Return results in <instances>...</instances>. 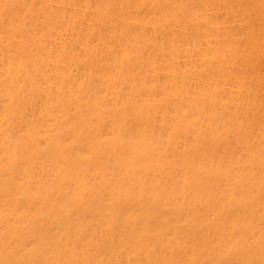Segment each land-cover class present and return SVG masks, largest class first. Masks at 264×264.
Returning a JSON list of instances; mask_svg holds the SVG:
<instances>
[{"label":"rangeland","instance_id":"obj_1","mask_svg":"<svg viewBox=\"0 0 264 264\" xmlns=\"http://www.w3.org/2000/svg\"><path fill=\"white\" fill-rule=\"evenodd\" d=\"M235 1L237 2L238 0L232 2L231 0H0V56L3 54V57L5 56L7 59L5 61V58H0V62L3 59V63H7V61H12L14 57L17 63L22 64H18L17 67L15 62L13 66H16V69H24V67L27 70L28 68L30 69V76L28 71L23 74L24 71L22 69L19 70L20 72L15 69L20 74L21 81L24 80L21 83L24 84L25 80L30 81L26 82L27 85L33 83L31 87L29 86L30 84L25 87L24 85H10L9 82V86L17 87V94L18 92L21 93L20 95H15V91L11 92L14 88H10L8 85L7 87L3 86V80L6 79L7 81L6 70H4L7 64L5 63L6 65L4 66L3 63H0L4 66L2 67L3 70L0 68V76L3 78V80L0 78V113H4L7 116V112H9V115L14 112L12 115H19L22 123L26 116V119L31 118L30 120H32L34 118V121L35 117L32 114L34 115L36 110L39 112L40 109V112L37 113L40 116V120L35 115L37 116L36 123L37 120L40 121L38 123H41V121L51 119L55 123H51L50 121L49 123L53 125L50 126L57 129L55 135V129H48L50 127L48 126V121L46 122L47 124L44 122L45 126H41L43 123L41 125L37 123V125L34 123L35 121L29 126L28 123L32 121L30 122L27 119L23 123L25 124L24 126L20 124L24 129L21 127L23 129L21 130L22 134L20 132L21 135L18 134L19 136L17 135V137L19 138L23 135L28 137L30 139V141L28 138L26 139L28 145L25 143L24 136L23 138L21 137L22 139L19 141L23 143L24 140V146L22 147V144L20 143V145L17 142L16 151L12 150L15 153L14 160L10 159V161L6 157L4 159L5 155L0 151V164L2 162V165H0V179L1 173L3 174L2 179L4 178L3 181L1 179L3 182H0L1 185L13 182L11 183L13 186L14 180L12 181V179L15 177V180L19 182H15L18 183L16 184L18 188L19 185L22 187L24 184L25 186L26 180V186L30 182H33L31 183L32 185L30 184L32 187L28 186L30 188L27 191L26 186V189L22 187L25 190L24 193H30L28 200L25 198V201L23 198L22 202H17L16 199L21 193V197L27 194H23L24 190L21 187L20 189L16 188L14 184L13 187L17 191L22 190L20 194H15L14 198L16 199L13 198L14 202L17 203L13 204V206L10 203L5 205V207L0 206L2 214L3 210L4 212L6 211L2 217L3 222H1L4 223V226L0 227V231L5 229L11 230L8 233L5 230L3 237L0 234V246H2L0 249V264H264V30H262V27L264 28V0H256L258 3L262 2L261 4L259 3L261 6L255 2L256 5L254 0H242V3L241 0L237 3ZM249 1L250 3H248ZM243 2H246V5L244 3L245 7ZM237 6L240 7L238 8ZM246 12L252 15L249 16ZM202 14L203 16L206 15L204 18L206 17V20L210 22L198 16H202ZM239 16L242 21L239 19ZM247 17L249 18L248 20ZM200 18L207 23H204ZM194 20L198 23L199 21H203L201 22L202 26L200 23H194ZM252 22L258 24L254 25ZM228 30L233 32L235 30V32L234 34H229L231 31ZM208 31L212 36L209 35ZM220 32L222 34L224 32L226 35H222ZM201 33L204 34L202 35ZM194 36L196 37L195 39H193ZM212 39L215 41V44ZM230 42L234 43L233 47V43L231 44ZM203 43H206L205 46L207 47ZM260 43H263V46L260 47L262 45ZM59 44L60 47H58ZM240 44L244 47H241ZM170 47H173L171 52ZM176 47H179L180 50ZM245 47H250L251 49H246ZM255 47L260 48H258V52H255L257 49ZM60 48L63 50H60ZM198 50L200 55L196 54L197 56H195ZM61 55L64 56L61 57L62 60H65L66 55L67 61H72L68 63L66 60H63L64 62H62L60 60ZM256 55L257 57L260 56L256 59ZM201 58L203 59V63L201 62ZM225 58L230 63L228 62L227 64V59L225 60ZM258 59L261 60L259 61ZM74 60L79 65L74 64ZM252 60H254V64ZM192 62L196 64L194 65ZM67 63L70 65L68 69ZM56 66L63 67L64 69L57 67L60 71L62 70L59 72V70H56ZM50 67H54L55 69L51 70L52 68ZM239 67L241 68L239 69ZM79 68L83 74H81L82 72ZM235 68L239 70L237 71ZM68 70L70 71L67 75L66 72ZM188 70L191 71L187 72ZM240 70L246 73L249 71V74L247 75ZM72 71L73 73H70ZM250 71H255L256 75ZM59 73L63 75L61 76ZM250 74L251 76H249ZM3 75L6 77L4 78ZM261 76L263 77L261 78ZM24 77H27V79H23ZM70 77L73 78L72 82ZM32 78H38L36 81L39 86L36 84L35 79ZM203 78L206 79L204 80ZM235 78L237 83L235 82ZM77 79L80 81L77 82ZM231 79L234 82H231ZM51 80L52 82L55 81L57 87L52 88L56 85H53L54 83L50 84ZM69 83L70 85H66ZM73 83L76 84L75 86L78 85L76 90H80L85 86L82 89L84 92L81 91V94V92L73 90L76 88ZM206 83H209V86ZM220 83L224 87L222 85L218 86ZM204 84L209 89H206L208 87ZM230 84L233 89L229 87ZM233 84L238 87V91L235 90ZM252 84L254 87H252ZM255 84L260 87H256ZM46 85L48 88L45 87ZM48 85L50 89L52 88L50 91L53 90V94L47 91L49 89ZM169 85L172 86V92L167 88V86L170 88ZM242 85L248 87H245V90H242L243 92L239 90L240 87H244ZM40 86L44 88L41 89ZM70 86L75 91V97L70 95L71 93L74 95L73 91H69V96L64 95V92H68ZM212 86L214 87L212 88ZM22 87L29 90L21 89ZM61 87L63 90L66 87L68 89L64 92L63 90L61 92L57 91ZM36 88L38 91L40 89L45 91L47 88L46 91L48 93L46 91L45 93L39 91L44 98L40 97L41 94L36 93ZM31 89L35 91H31ZM55 89L56 91H54ZM224 89L225 92H223ZM249 89L250 91L254 89L253 92L257 96L251 93L252 91L249 92ZM174 91L175 93H179V95L177 93L173 94ZM219 91L222 93L223 98L220 97L221 99L216 100L215 95L218 94V98ZM33 92L34 94H32ZM232 92L234 95H232ZM8 93L10 95L13 94L11 95V99ZM170 93L174 96H171ZM214 93L216 94L212 95ZM226 93L228 94L226 95ZM53 95L56 97L62 95L61 99L63 98V100L53 97ZM259 95L260 98H258ZM63 96H66L67 100ZM45 97H48V100H50L49 97L53 98L51 100L54 102L48 101V105L45 103L47 101L44 102L46 100ZM248 97L249 100L246 99ZM250 97H252V100ZM35 99L38 102H32ZM256 99H259V102H256ZM39 100H42L44 104ZM73 100L78 102H74ZM220 100L223 101L220 102ZM16 101L18 102L16 104L19 105H10L15 104ZM59 101L67 109L63 105L60 106ZM242 101V105L239 104ZM253 102L257 103V107L254 106L256 104ZM32 103H38L39 107L37 106V108L32 109ZM145 103L153 105L150 106ZM245 103L249 111L245 110L247 107H244V109L241 107L243 104L246 106ZM52 104L54 105L52 106ZM140 104H142L143 108L141 107L139 110ZM235 104L239 106L235 107ZM45 105H48L47 107L52 109L49 108L44 111ZM14 106L16 107L12 111V107ZM147 106L149 107L147 108ZM228 106H230V109ZM9 107L11 108L10 110ZM54 107L57 108L56 112H62V116L64 117L57 114L55 110L51 112L55 109ZM251 107H255V110ZM212 108L216 113L212 111ZM259 108L263 112L255 113L256 110L260 112L258 111ZM145 109L147 110L145 111ZM148 109L150 110L148 111ZM210 109L212 112H210ZM65 110L67 111L65 112ZM230 110L235 111L231 112ZM18 111L19 113H17ZM25 111L26 113H23ZM41 111L45 113L47 111L48 113L42 117L44 112L41 113ZM28 112L31 117L27 115L29 114ZM20 113L23 114L20 115ZM53 113H56L57 116L54 117ZM104 113L106 117H104ZM145 113L148 115H145ZM153 114L156 115L154 116ZM22 116L25 117L22 118ZM153 116L155 119L152 118ZM41 118H44V120ZM60 118L61 123H57ZM150 118L151 120L154 119V122L156 120L155 126L154 122L152 123L151 120H148ZM146 120L147 122H145ZM55 124H60V127L57 126L59 127L57 128ZM144 125L147 128H151V126L155 128L151 129V132L149 131L150 129L147 130L146 128L145 133L143 129L144 132L141 130V127L145 128ZM28 127L31 130L34 127L35 130L29 131ZM27 130L31 135L36 133V136L32 135L30 137ZM47 130L50 132H47ZM127 130L131 131L128 133ZM57 131H60V133ZM139 131L140 133H138ZM147 131L149 132L147 133ZM130 134L132 136L141 134L139 135L140 137L137 136L139 139L148 134V138L145 137L146 141L143 139L144 141L139 142L137 137H135L136 139L132 137L135 141L131 142L133 139L129 136ZM43 137L44 139L42 140ZM128 141L131 142L130 148L133 146L137 148L133 147L134 157H140L144 165L140 164L142 166L138 167V163L141 160L133 157L132 148L131 154L128 151L127 153L129 154H121L123 150L120 151V149H123L125 146L128 147ZM34 142H37L35 147L33 145ZM143 143L145 144L144 146ZM135 144L138 145L136 146ZM140 145L144 147L143 149L141 146L144 152L146 150L147 155L143 153ZM36 147L37 151L40 148V152L36 151ZM127 150H129V147ZM125 151L126 148L123 152ZM44 153L49 154L46 155ZM142 153L145 156L142 157ZM38 155L40 156L38 157ZM124 155H127V157L130 155L128 158H133L134 160L131 159V161L135 162V166L136 163L138 165L135 168H139V170L132 169L134 171H131V177L128 174L126 175V173L130 172L128 169H131L133 164H129L131 162H129L130 159L125 158ZM117 156H120V160L121 157H124V159H127L125 161L129 162L126 163L128 169L125 168L127 172L122 170L126 165L121 164L125 163L123 162L124 160L120 162L121 167L117 166V163L120 161H118ZM51 157L54 159L52 158L53 160L50 162ZM115 157L118 162H116ZM147 157H149L148 160ZM74 158L80 160H75ZM84 158L87 160H84ZM18 159L20 163L17 161ZM23 159L25 160L24 162ZM37 161L39 163H36ZM83 161H86L87 164ZM54 162H56V165ZM115 162L117 168L114 165ZM37 164L39 165L36 166ZM155 164L159 165L160 168H158L159 166L156 167ZM112 165L113 167H111ZM129 165H131L130 168L128 167ZM146 165L150 170L148 169L149 171L145 173V170L143 171L141 167L144 166L146 168ZM12 166L13 169H15L14 167L17 169L13 171ZM74 166L76 167L74 168ZM28 167L31 169H28ZM72 167L77 170L78 176L80 169L84 171L85 174H82L83 171L81 172V179L80 177L78 179L76 174L73 175V171L77 172L76 170L72 171ZM18 168H22V170H19L21 171L20 173H18ZM64 168H66V172L62 174ZM11 171L13 173L17 172V174L14 173L15 177L11 176ZM103 172L106 173L105 176ZM138 172L140 173L139 175L137 174ZM43 173L46 176V173L50 174V176L48 175L49 181ZM60 173L61 178L63 176L61 181L62 183L64 181V186L68 190L75 188L72 190L76 193L74 195H77L72 198V194H70L71 196L68 194L69 196L67 197H71L72 199L66 198L67 202L70 200L69 203L65 202L67 205L64 203L65 200H59L63 198L57 196L60 193L56 192V188H49L51 180L57 177V174L60 175ZM86 173L92 177L89 176L87 179L88 175ZM135 173L138 175V179ZM27 176H29L30 182L26 178ZM33 176H35V179ZM39 176L41 180L44 176V181L45 179L46 182L48 181V187L43 184L45 182L42 183L45 189L42 188L41 184L39 185V182L42 181L36 182L40 180ZM74 176L78 180H82V177L85 179L83 178L82 182H76ZM61 178L57 179L60 180ZM31 179L37 180L31 181ZM132 179L136 180L133 181ZM54 180L56 179L54 178ZM68 181L72 184L74 183V185L71 187L69 183L67 186ZM75 183H78V187ZM81 183L84 186L86 183L89 185L91 183V185L84 187ZM80 185L83 186L80 188L84 190L76 189ZM76 190L78 192L79 190L81 191L77 194ZM71 191L70 193H72ZM33 193H36L35 196ZM32 195L36 197V199H33V202L31 201L32 198H30ZM21 197L18 199L20 200ZM102 197L103 199H101ZM152 197L153 199H151ZM49 198L51 199L48 200ZM47 200H53V202L55 200V202L52 204L53 202H47ZM92 202H95V204ZM47 203L48 206L46 205ZM71 203H74V206H71ZM76 206L77 209L75 208ZM66 207L68 208L66 209ZM187 207L188 209L186 210ZM17 209L19 210L17 211ZM10 212L17 216L14 214L10 216ZM8 218L11 221L7 220ZM13 220H16V222L13 223ZM11 222L17 226H13ZM9 224L16 228V234L13 230L14 228L10 229ZM9 233H11L12 238L5 239L7 235L10 236ZM30 240L31 242L27 243ZM23 241L24 244L22 243ZM15 246L18 248L14 250ZM5 250H7L8 254L4 252ZM10 255L11 257L14 256V259L13 257L10 258ZM41 255L42 258L40 257ZM25 256L26 258H24Z\"/></svg>","mask_w":264,"mask_h":264},{"label":"bare ground","instance_id":"obj_2","mask_svg":"<svg viewBox=\"0 0 264 264\" xmlns=\"http://www.w3.org/2000/svg\"><path fill=\"white\" fill-rule=\"evenodd\" d=\"M156 1H157V0H156ZM199 1H200V0H199ZM202 1H204V0H202ZM217 1H218V0H217ZM232 1H234V0H231V2H232ZM238 1H239V0H238ZM238 1H237V2H238ZM259 1H260V0H259ZM261 1H263V0H261ZM222 2H224V1H222ZM225 2H226V1H225ZM227 2H228V1H227ZM235 2H236V1H235ZM237 2H236V3H237ZM255 2H257V1L254 0V3H255ZM233 3H234V2H233ZM241 3H242V0H241ZM244 3H245V5H246V2H243V5H244ZM248 3H250V1H249ZM252 3H253V2H252ZM252 3H251V5H252ZM259 3H260V2H259ZM259 3L257 2L258 5H260L262 2H261L260 4H259ZM263 3H264V2H263ZM108 4H109V3H108ZM201 4H202V2H201ZM229 4H230V3H229ZM255 4H256V3H255ZM257 4H256V5H257ZM44 5H45V4H44ZM44 5H43V7H44ZM105 5H106V4H105ZM219 5H220V4H219ZM245 5H244V7H245ZM263 5H264V4H263ZM199 6L201 7V5H199ZM227 6H228V5H227ZM240 6H242V5L240 4ZM240 6H239V7H240ZM247 6H249V5H247ZM260 6H261V5H260ZM224 7H225V6H224ZM233 7H234V6H233ZM237 7H238V6H237ZM239 7H238V8H239ZM257 7H258V6H257ZM262 7H263V6H262ZM193 8H194V7H193ZM205 8H206V7H205ZM235 8H236V5H235ZM252 8H253V7H252ZM260 8H261V7H260ZM21 9H22V8H21ZM225 9H226V8H225ZM41 10H42V9H41ZM205 10H206V9H205ZM207 10H208V9H207ZM236 10H238V9H236ZM247 10H248V9H247ZM255 10H257V9H255ZM194 11H195V9H194ZM201 11H202V10H201ZM240 11H241V10H240ZM251 11H252V10H251ZM236 12L238 13V11H236ZM236 12H235V13H236ZM249 12H250V11H249ZM249 12H246V13H247L249 16L252 15V14H249ZM259 12H260V11H259ZM99 13H100V12H99ZM199 13H200V12H199ZM242 13H243V11H242ZM246 13H245V14H246ZM262 13H263V12H262ZM91 14H92V13H91ZM31 15H32V14H31ZM88 15H89V14H88ZM105 15H106V14H105ZM192 15H193V14H192ZM229 15H230V14H229ZM242 15H243V14H242ZM258 15H259V13H258ZM194 16H195V14H194ZM196 16H197V15H196ZM198 16L204 18V16H206V15L203 16V14H202V16H200V15H198ZM198 16H197V18H198ZM197 18H195V19H197ZM256 18H257V17H256ZM260 18H261V14H260ZM200 19H201V18H200ZM204 19L206 20V17H205ZM239 19L241 20L240 16H239ZM248 19H249V18L247 17V20H248ZM201 20H203V19H201ZM226 20H227V19H226ZM229 20H230V19H229ZM247 20H246V21H247ZM261 20H262V19H261ZM261 20H260V21H261ZM194 21H195L194 23H196V24H199V23H200L201 26H202V23H201V22H203L204 20L201 21V22L199 21V23L196 22V20H194ZM206 21H209V20H206ZM206 21H204V23H205ZM241 21H242V20H241ZM255 21H256V20H255ZM263 21H264V20H263ZM209 22H210V21H209ZM238 22H239V21H238ZM206 23H207V22H206ZM212 23H213V22H212ZM220 23L223 24L222 22H220ZM239 23H240V22H239ZM252 23H253L254 25H257V24H258V23L255 24L254 22H252ZM252 23H251V24H252ZM214 24H215V23H214ZM224 24H225V23H224ZM259 24H260V23H259ZM191 25H192V24H191ZM203 25H204V24H203ZM210 25H212V24H210ZM231 25H232V23H231ZM260 25H261V24H260ZM205 26H206V25H205ZM205 26H204V27H205ZM212 27H213V26H212ZM255 27H256V26H255ZM261 27H262V26H261ZM261 27H260V30H261ZM188 28H189V27H188ZM201 28H202V27H201ZM250 28H251V27H250ZM204 29L206 30V28H204ZM204 29H203V30H204ZM213 29H214V28H213ZM216 29H217V28H216ZM216 29H215V31H216ZM218 29H219V28H218ZM248 29H249V28H248ZM12 30H13V28H12ZM220 30H221V29H220ZM220 30H219V31H220ZM232 30H233V29H232ZM245 30H247V29H245ZM262 30H264L263 27H262ZM262 30H261V31H262ZM206 31H207V30H206ZM228 31H231V30H228ZM232 32H233V31H231V33H229V32H228V33H229V34H234L235 30H234L233 33H232ZM186 33H187V32H186ZM195 33H196V32H195ZM198 33H200V32H198ZM208 33H209V31H208ZM220 33L222 34V32H220ZM226 33H227V32H226ZM245 33H247V31H245ZM263 33H264V31H263ZM201 34H202V33H201ZM201 34H200V35H201ZM203 34H204V33H203ZM203 34H202V35H203ZM223 34H224V32H223ZM223 34H222V35H223ZM229 34H228V35H229ZM236 34H237V33H236ZM16 35H17V34H16ZM16 35H15V36H16ZM188 35H189V34H188ZM209 35L212 36L211 33H209ZM209 35H208V36H209ZM224 35H226V34H224ZM239 35H240V34H239ZM138 36H139V35H138ZM195 36H196V34H195ZM195 36H194L193 39L196 38ZM213 36H214V35H213ZM219 36H220V35H219ZM231 36H232V35H231ZM231 36H230V37H231ZM236 36H238V35H236ZM241 36H242V35H241ZM262 36H263V35H262ZM192 37H193V36H192ZM204 37H205V36H204ZM221 37H222V36H221ZM232 37L235 38L234 36H232ZM197 38H199V37H197ZM202 38H203V37H202ZM211 38H212V37H211ZM225 38H226V37H225ZM240 38H241V37H240ZM252 38H254V37L252 36ZM256 38H257V36H256ZM263 38H264V36H263ZM203 39H204V38H203ZM206 39H207V38H206ZM213 39H215V38H213ZM213 39H212V41H213ZM242 39H243V38H242ZM188 40H189V39H188ZM198 40H199V39H198ZM200 40H202V39H200ZM204 40H205V39H204ZM209 40H210V39H209ZM223 40H224V39H223ZM228 40H229V39H228ZM237 40H238V39H237ZM245 40H246V39H245ZM261 40H262V39H261ZM196 41H197V39H196ZM225 41H226V40H225ZM225 41H224V43H225ZM229 41H230V40H229ZM243 41H244V40H243ZM39 42H40V41H39ZM191 42H193V41H191ZM197 42H199V41H197ZM205 42H206V41H205ZM208 42H209V41H208ZM210 42H211V41H210ZM213 42H214V44H215V41H213ZM226 42H227V41H226ZM194 43H196V42L194 41ZM199 43H200V42H199ZM222 43H223V42H222ZM230 43L232 44L233 42H230ZM237 43H240V42H237ZM244 43H245V42H244ZM250 43H251V42H250ZM250 43H249V44H250ZM60 44H61V43H60ZM60 44H59L58 47H60ZM175 44H176V42H175ZM175 44H174V45H175ZM177 44H178V43H177ZM187 44H188V43H187ZM201 44H202V42H201ZM205 44H206V43H205ZM205 44L203 43L204 46H205ZM209 44H210V43H209ZM247 44H248V43H247ZM260 44H262V45H260V47L263 46V43H260ZM61 45H62V44H61ZM169 45H170V44H169ZM172 45H173V42H172ZM194 45H195V44H194ZM194 45H193V46H194ZM233 45H234V43L232 44V47H233ZM235 45H236V43H235ZM252 45H254V44H252ZM256 45H257V44H256ZM39 46H40V45H39ZM63 46H64V45H63ZM170 46H171V45H170ZM178 46H179V44H178ZM185 46H186V44H185ZM197 46H198V44H197ZM209 46H210V45H209ZM240 46H241V44H240ZM254 46H255V45H254ZM183 47H184V46H183ZM199 47H200V44H199ZM199 47H198V48H199ZM205 47H207V46H205ZM214 47H215V46H214ZM236 47H237V46H236ZM241 47H244V46L242 45ZM251 47H252V46H251ZM39 48H40V47H39ZM140 48H141V47H140ZM170 48H171V50H170V52H171L172 49H173V47H170ZM176 48H179V47H176ZM188 48H189V47H188ZM191 48H193V47H191ZM196 48H197V47H196ZM245 48L247 49L248 47H245ZM252 48H254V47H252ZM255 48H257L255 52H258V48H259V47H255ZM61 49H62V48H60V50H61ZM228 49H229V48H228ZM239 49H240V48H239ZM248 49H251V48L249 47ZM259 49H260V48H259ZM62 50H63V49H62ZM179 50H180V48H179ZM194 50H195V48H194ZM203 50H204V49H203ZM217 50H218V49H217ZM261 50H262V49H261ZM42 51H43V50H42ZM195 51H196V50H195ZM237 51H238V50H237ZM239 51H241V50H239ZM33 52H34V51H33ZM62 52H63V51H62ZM62 52H61V53H62ZM174 52H175V51H174ZM193 52H194V51H193ZM246 52H247V51H246ZM246 52H245V54H247ZM250 52H252V51H250ZM253 52H254V51H253ZM255 52H254V53H255ZM5 53H6V52H5ZM177 53H178V52H177ZM199 53H200V52H199V50H198V53H195V56H197ZM225 53H226V52H225ZM241 53H242V52H241ZM260 53H261V52H260ZM175 54H176V53H175ZM196 54H197V55H196ZM211 54H212V52H211ZM211 54H210V55H211ZM229 54H230V53H229ZM233 54H234V53H233ZM243 54H244V53H243ZM173 55H174V53H173ZM199 55H200V54H199ZM210 55H208V56H210ZM230 55H231V54H230ZM240 55H241V54H240ZM1 56H2V57H1ZM1 56H0V58H5V56L3 57V54H2ZM6 56H7V55H6ZM10 56L12 57V55H10ZM205 56H206V55H205ZM236 56H237V55H236ZM259 56H260V55H259ZM259 56H258V57H259ZM11 57H10V58H11ZM37 57H38V55H37ZM61 57H64V56H62V55L60 56V60H61L62 62H64L65 60H66V61L68 60V59L66 58V55H65V60L63 59L64 61L62 60ZM180 57H181V56H180ZM198 57H199V56H198ZM211 57H212V56H211ZM211 57H210V58H211ZM221 57L223 58V56H221ZM247 57H248V56H247ZM258 57H257V55H256V59H257ZM8 58H9V55H8ZM182 58H183V57H182ZM234 58H235V57H234ZM11 59H12V58H11ZM11 59H10V60H11ZM16 59H17V58H16ZM69 59H70V58H69ZM201 59H202V58H201ZM226 59H227V58H225V60H226ZM235 59H236V58H235ZM239 59H240V58H239ZM256 59H255V61H257ZM1 60H2V61H1L0 63H3V59H1ZM4 60L6 61L7 59L5 58ZM13 60H14V62H13ZM17 60H18V59H17ZM222 60H223V59H222ZM258 60H259V59H258ZM260 60H261V59H260ZM260 60H259V61H260ZM52 61H54V60H52ZM52 61H51V62H52ZM71 61H72V60H70L69 62L67 61V62L70 63ZM76 61H77V59H76ZM202 61H203V59L201 60V62H202ZM230 61H231V60H230ZM240 61H241V59H240ZM253 61H254V60H252V62H253ZM259 61H258V62H259ZM263 61H264V60H263ZM15 62H16V60H15L14 57H13L12 61H7V63L5 62L7 65H6L5 63H3L4 66L6 65L5 67L2 66V64H0V65H1V67H0L1 69H2V67L6 68V69H4V70H6L5 72H6L7 77L4 76V75H3V76H4V78L6 77V78H7V81H8V83H7L6 79L3 80V78L0 76L1 80L4 81V82H3V83H4L3 86H4V87H7V85L9 86V82H10V85H12V84H14L15 86H17V85H24L25 87H27V86L30 84L29 86L31 87V86L33 85V83H32V84L29 83V84L27 85L26 82H30V81H28V80H27V81L25 80V83H24V84L21 83V82H24V80L21 81V76H20V74H18V72H20L19 70H21L22 68H21V69H18V68L16 69V66H17L18 64H19V65H22V64L17 63V62L15 63ZM46 62H47V61H46ZM51 62H50V63H51ZM54 62H55V61H54ZM59 62H60V61H59ZM193 62H194V61H193ZM193 62H192V63H193ZM228 62H229V61H228V59H227L226 63L228 64ZM238 62H239V61H238ZM250 62H251V61H250ZM250 62H249V64L252 63V62H251V63H250ZM14 63L16 64L15 67L13 66ZM52 63H53V62H52ZM55 63H56V62H55ZM55 63H54V64H55ZM65 63H66V62H65ZM68 63H67V64H68ZM73 63H74V64H78V63H75V60L73 61ZM182 63H183V62H182ZM184 63H185V62H184ZM187 63H188V62H187ZM190 63H191V62H190ZM196 63H197V61H196ZM196 63H195V64H196ZM199 63H200V60H199ZM202 63H203V62H202ZM223 63H224V62H223ZM229 63H230V62H229ZM239 63H240V62H239ZM246 63H247V62H246ZM23 64H24V63H23ZM47 64H49V63H47ZM67 64H66V65H67ZM193 64H194V63H193ZM195 64H194V65H195ZM216 64H217V63H216ZM218 64H219V63H218ZM224 64H225V63H224ZM240 64H241V63H240ZM240 64H238V65H240ZM253 64H254V62H253ZM255 64H257V63L255 62ZM63 65H65V64H63ZM71 65H72V63H71ZM78 65H79V64H78ZM189 65H191V64H189ZM214 65H215V64H214ZM23 66H24V65H23ZM26 66H27V65H26ZM50 66H51V64H50ZM61 66H62V65H61ZM68 66H69V67H68ZM68 66H67V69L70 68V65H69V64H68ZM75 66H76V65H75ZM185 66H186V64H185ZM196 66H198V65H196ZM223 66H224V65H223ZM225 66H226V65H225ZM251 66H252V64H251ZM254 66H255V65H254ZM257 66H258V64H257ZM17 67H18V66H17ZM21 67H22V66H21ZM57 67H59V66H56V68H57ZM77 67H78V66H77ZM183 67H184V65H183ZM212 67H213V66H212ZM247 67H248V66H247ZM249 67H250V66H249ZM260 67H261V66H260ZM260 67H259V68H260ZM27 68H28V66H27ZM50 68H52L51 70L55 69L54 67H50ZM59 68H60V67H59ZM59 68L56 69V70H59V72L62 71V70L60 71V69H64L63 67L60 68V69H59ZM97 68H98V67H97ZM124 68H125V67H124ZM180 68H181V67H180ZM184 68H185V67H184ZM197 68H199V67H197ZM219 68H220V66H219ZM240 68H241V67H239V69H240ZM252 68H253V66H252ZM1 69H0V70H1ZM15 69L18 70V72H17ZM147 69H148V68H147ZM162 69H163V68H162ZM185 69H186V68H185ZM191 69H192V68H191ZM215 69H216V68H215ZM229 69H230V68H229ZM239 69H238V70H239ZM244 69H245V68H244ZM244 69H243V70H244ZM2 70H3V69H2ZM22 70L24 71L23 74H25V72L28 71L29 76H30V71H29L30 69H29V68H28V70H27V69L24 67V69H22ZM25 70H26V71H25ZM65 70H66V69H65ZM79 70H80V68H79ZM199 70H200V68H199ZM222 70H223V69H222ZM231 70H232V69H231ZM235 70H237V68H235ZM238 70H237V71H238ZM250 70H251V69H250ZM252 70H253V69H252ZM256 70H257V69H256ZM256 70H255V71H256ZM259 70H260V69H259ZM66 71H67V70H66ZM66 71H65V72H66ZM69 71H70V70H68V72H66L67 75H68ZM73 71H74V70H73ZM73 71L70 72V73H73ZM76 71H77V70H76ZM76 71H75V72H76ZM80 71H81V70H80ZM189 71H191V70H188L187 72H189ZM195 71H196V70H195ZM208 71H210V70H208ZM233 71H234V70H233ZM240 71H242V70H240ZM244 71H246V70H244ZM244 71H242V72H244ZM255 71H254V72L250 71V72L255 73V75H256V72H255ZM257 71H258V70H257ZM2 72L4 73V71H2ZM54 72H55V71H54ZM81 72H82V71H81ZM247 72H248V73H246V72H244V73H246V74L248 75V74H249V71H247ZM62 73H63V72H62ZM76 73H78V72H76ZM159 73H160V72H159ZM193 73H194V71H193ZM214 73H215V72H214ZM224 73H225V72H224ZM237 73H238V72H237ZM263 73H264V71H263ZM21 74H22V72H21ZM23 74H22V75H23ZM32 74H33V72H32ZM32 74H31V76H32ZM59 74H60V73H59ZM64 74H65V73H64ZM81 74H83V72H82ZM183 74H184V73H183ZM186 74H187V73H186ZM215 74H216V73H215ZM241 74H242V73H241ZM33 75H34V74H33ZM55 75H56V74H55ZM60 75H61V74H60ZM62 75H63V74H62ZM62 75H61V76H62ZM72 75L74 76V74H72ZM78 75H79V74H78ZM84 75H85V73H84ZM187 75H188V74H187ZM187 75H186V76H187ZM191 75H192V74H191ZM195 75H196V74H195ZM207 75H208V74H207ZM222 75H223V73H222ZM228 75H229V74H228ZM234 75H235V74H234ZM252 75H253V74H252ZM261 75H262V74H261ZM24 76H25V75H24ZM186 76H185V78H186ZM188 76H189V75H188ZM198 76H199V75H198ZM202 76H204V75H202ZM224 76H225V74H224ZM236 76H237V74H236ZM242 76H243V75H242ZM249 76H251V74H250ZM32 77H34V76H32ZM37 77H38V76H37ZM52 77H53V76H52ZM66 77H67V76H66ZM75 77L78 78V79H80V78L77 77V76H75ZM205 77H206V75H205ZM211 77H212V76H211ZM222 77H223V76H222ZM229 77H230V76H229ZM229 77H228V78H229ZM238 77H239V76H238ZM240 77H241V76H240ZM252 77H254V76H252ZM262 77H263V76H261V78H262ZM25 78L27 79V77H24L23 79H25ZM57 78H59V77H57ZM70 78H71V82H72V79H73V78H72V77H70ZM70 78H69V79H70ZM85 78H86V77H85ZM206 78H207V77H206ZM206 78H205V79H206ZM246 78H247V77H246ZM259 78H260V77H259ZM261 78H260V79H261ZM32 79H35V78H32ZM36 79H38V78H36ZM36 79H35V81H36ZM78 79H77V82L80 81V80H78ZM201 79H202V78H201ZM203 79H204V78H203ZM205 79H204V80H205ZM207 79H208V78H207ZM237 79H238V78H237ZM250 79L253 81L252 78H250ZM256 79H258V78H256ZM54 80H55V79H54ZM59 80H60V78H59ZM67 80H68V79H67ZM122 80H123V79H122ZM210 80H211V79H210ZM231 80H232V79H231ZM231 80H230V81H231ZM243 80H244V77H243ZM246 80H247V79H246ZM248 80H249V79H248ZM251 80H250V81H251ZM5 81H6V82H5ZM35 81H33V82H35ZM45 81H46V80H45ZM65 81H66V80H65ZM200 81H201V80H200ZM200 81H198V82H200ZM221 81H222V80H221ZM252 81H251V82H252ZM255 81H256V80H255ZM255 81H254V82H255ZM263 81H264V79H263ZM31 82H32V81H31ZM48 82H49V81H48ZM59 82H60V81H59ZM84 82H85V81H84ZM168 82H169V81H168ZM207 82H208V81H207ZM211 82H213V81H211ZM216 82H217V81H216ZM226 82H227V81H226ZM231 82H234V80H232ZM231 82H230V83H231ZM235 82H236V78H235ZM244 82H245V81H244ZM3 83L1 82V84H3ZM6 83H7V84H6ZM49 83H50V84H51V83H54L53 85H56V84H55V81L52 82V80H51V82H49ZM61 83H62V81H61ZM86 83H87V82H86ZM86 83H85V85H86ZM170 83H172V82H170ZM170 83H169V84H170ZM196 83H197V82H196ZM201 83H202V82H201ZM214 83H215V82H214ZM236 83H237V82H236ZM236 83H235V84H236ZM245 83H246V82H245ZM245 83H244V84H245ZM5 84H6V86H5ZM34 84H35V83H34ZM36 84L38 85L37 81H36ZM36 84H35V85H36ZM73 84H74V86L76 85L75 83H73ZM80 84H81V83H80ZM206 84H207V83H206ZM208 84H209V83H208ZM208 84H207V85H208ZM211 84H212V83H211ZM227 84H228V83H227ZM231 84H232V83H231ZM231 84H230V86H229L230 88H232V87H231ZM242 84H243V82H242ZM37 85H36V86H37ZM66 85H70V83H69V84H66ZM81 85H82V84H81ZM184 85H185V84H184ZM201 85H202V84H201ZM204 85H205V84H204ZM207 85H205V86H207ZM212 85H213V84H212ZM214 85H215V84H214ZM220 85H222V86L224 87L223 84H221V83L218 84V86H220ZM233 85H234V84H233ZM237 85H238V84H237ZM239 85H240V84H239ZM246 85H249V84H246ZM252 85H253V84H252ZM260 85H261V84H260ZM263 85H264V84H263ZM38 86H39V85H38ZM38 86H37V87H38ZM48 86H49V85H48ZM51 86H52V85H51ZM64 86H65V85H64ZM77 86H78V85H77ZM77 86H75L76 88L74 87L75 89H73V90H76V89H77ZM83 86H84V85H83ZM169 86H170V85H169ZM175 86H176V85H175ZM208 86H209V85H208ZM208 86H207V87H208ZM225 86H226V85H225ZM234 86H235V90L238 91V87H236V85H234ZM242 86H244V85H242ZM255 86H256V84H255ZM257 86H258V85H257ZM257 86H256V87H257ZM9 87H10V88H14V86H13V87H12V86H9ZM9 87H8V88H9ZM33 87H34V86H33ZM45 87H47V85H46ZM55 87H57V85L54 86V87H52V88H55ZM67 87H68V86H67ZM67 87H66L64 90H63V88L61 87V88L57 89V91H60V92H61V91L63 90V92H64V91H66V90L68 89ZM81 87H82V86H81ZM84 87H85V86H84ZM84 87H83V88H84ZM171 87H172V86H170V88H171ZM213 87H214V86H212V88H213ZM229 87H227V88H229ZM245 87H247V86L240 87V88H243V89H240V88H239V90H241V91H242V90H245ZM250 87H251V86H250ZM252 87H254V85H253ZM252 87H251V88H252ZM258 87H260V86H258ZM8 88H7V89H8ZM40 88H41V86H40ZM43 88H44V87H43ZM43 88H41V89H43ZM47 88H48V87H47ZM47 88H46V90H47ZM52 88H51V89H52ZM83 88H82V89H83ZM167 88H168V90H169L170 92H172V88H171V90H170V88H169L168 86H167ZM167 88H166V89H167ZM200 88H202V87H200ZM225 88H226V87H225ZM236 88H237V89H236ZM247 88H248V87H247ZM247 88H246V89H247ZM262 88H263V87H262ZM7 89H6V90H7ZM15 89H16V90H15ZM21 89H24V90H25V89H27V88L22 87ZM36 89H37V88H36ZM41 89H40L39 91H43V90H41ZM51 89H50V86H49V89H48L47 91H50ZM69 89H70V90H69ZM69 89H68V92L66 91L67 94L64 92V95H66V96L68 95V96H69V94H68L69 91H71V92L73 91L72 88H71V86H70ZM82 89H80V90H76V91H79V92L82 91V92H84ZM138 89H139V88H138ZM206 89H209V87L206 88ZM232 89H233V88H232ZM232 89H231V90H232ZM254 89H255V88H254ZM254 89L251 90L252 92H251L250 89H249V92L254 93V92H253ZM19 90H20V89H19ZM19 90H18V91H19ZM28 90H29V89H27V91H28ZM33 90H34V89H33ZM33 90L31 89V91H33ZM44 90H45V89H44ZM46 90H45V91H46ZM84 90H85V89H84ZM175 90H176V89H175ZM202 90H204V89H202ZM218 90H220V89H218ZM228 90H229V89H228ZM14 91H15V92H14ZM16 91H17V87L14 88L13 91L11 90V92H14V93H16ZM34 91H35V90H34ZM39 91H38V89H37V90H36V93L40 95L41 93H40ZM45 91H43V92L45 93ZM47 91H46V93H48ZM54 91H56V89H55ZM178 91H179V90H178ZM258 91H259V90H258ZM0 92H1V91H0ZM6 92H8V91H6ZM38 92H39V93H38ZM50 92H52V94L54 93L53 90L50 91ZM82 92H81V94H82ZM223 92H225V89H224ZM242 92H243V91H242ZM255 92H256V90H255ZM259 92H261V91H259ZM30 93H31V92H30ZM73 93H74V95H72V93H71L70 95L73 96V97H75V95H76V94H75V91H73ZM143 93H144V92H143ZM176 93H177V92H176ZM176 93H175V91H174L173 94H176ZM220 93H221V92L219 91V96H218V98H217V95H218V94L215 95L216 93H214V94H212V95H215V96H216V100H217V99L219 100V99H221L220 97H222V93H221V96H220ZM228 93H229V92H228ZM228 93H226V95H227ZM232 93H233V92H232ZM239 93H241V92L239 91ZM239 93H238V95H239ZM245 93H246V92H245ZM245 93H243V94H245ZM263 93H264V92H263ZM8 94H9V93H8ZM8 94H7V95H8ZM20 94H21V93L18 92V94L16 93L15 95H20ZM32 94H34V92H33ZM57 94H59V93H57ZM85 94H86V93H85ZM123 94H124V93H123ZM157 94H158V93H157ZM167 94H168V93H167ZM170 94H171V93H170ZM235 94H236V93H235ZM254 94H255V93H254ZM259 94H260V93H259ZM4 95H5V94H4ZM9 95H10V94H9ZM11 95H13V94H11ZM11 95L9 96L10 99L12 98ZM39 95H38V96H39ZM48 95H49V94H48ZM55 95H56V92H55ZM62 95H63V93H62ZM62 95H61V96H62ZM124 95H125V94H124ZM155 95H156V94H155ZM177 95H179V93H177ZM177 95H176V96H177ZM232 95H234V93H233ZM249 95H251V94L249 93ZM255 95H256V94H255ZM45 96H47V95H45ZM50 96H51V95H50ZM61 96H60V97H56V96L53 95V97H56V98H59V99H61ZM66 96H63V97L65 98ZM78 96H79V95H78ZM171 96H174V95L171 94ZM215 96H213V97H215ZM251 96H252V95H251ZM256 96H257V95H256ZM263 96H264V94H263ZM18 97H19V96H18ZM20 97H21V96H20ZM36 97H37V95H36ZM40 97H43V95L41 94ZM40 97H39V98H40ZM51 97H52V96H51ZM51 97H49L50 100L47 99L48 97H45L46 100H44V102L47 101V102H45V103L48 104V101H53V100H51V99H53V98H51ZM76 97H77V96H76ZM126 97H127V96H126ZM179 97H180V96H179ZM224 97H225V96H224ZM226 97H227V96H226ZM43 98H44V97H43ZM56 98H55V99H56ZM71 98H72V97H71ZM180 98H181V97H180ZM188 98H189V97H188ZM222 98H223V97H222ZM228 98H229V96H228ZM233 98H234V97H233ZM250 98H251V100H252V97H250ZM258 98H260V95H259ZM263 98H264V97H263ZM10 99H9V101H10ZM21 99H22V98H21ZM65 99H66V98H65ZM65 99H64V101H65ZM77 99H78V98H77ZM177 99H178V98H177ZM181 99H182V98H181ZM225 99H226V98H225ZM225 99H223V100H225ZM242 99H243V98H242ZM246 99L249 100V97L246 98ZM14 100H16V98H14ZM14 100H13V101H14ZM24 100H25V99H24ZM24 100H23V102H24ZM32 100H33V99H32ZM35 100H36V99H35ZM35 100L32 101V102H38L37 100H36V101H35ZM61 100H63V98H62ZM66 100H67V99H66ZM68 100H69V99H68ZM223 100H220V102L223 101ZM226 100H227V99H226ZM230 100H232V99H230ZM248 100H247V101H248ZM251 100H250V101H251ZM256 100H257V99H256ZM256 100H255V101H256ZM258 100H259V99H258ZM258 100H257L256 102H259ZM260 100H262V99H260ZM263 100H264V99H263ZM39 101H40V100H39ZM73 101H74V100H73ZM196 101H197V100H196ZM234 101H235V100H234ZM237 101H238V100H237ZM240 101H241V98H240ZM23 102H22V103H23ZM25 102H27V101H25ZM40 102H42V100H41ZM53 102H54V101H53ZM74 102H78V101H74ZM218 102H219V101H218ZM245 102H246V100H245ZM251 102H252V101H251ZM251 102H250V103H251ZM256 102H255V103L253 102V103L256 104V105H254V106L257 107V103H256ZM261 102H262V101H261ZM16 103H18V102L16 101L15 104L13 103V104H10V105H12V106H13V105H16V106L19 105V104H16ZM19 103H21V102H19ZM42 103H43V102H42ZM59 103H60V101H59ZM59 103H57V104H59ZM242 103H243V101H242L241 103H239V104L242 105ZM263 103H264V102H263ZM32 104H33V103H32ZM32 104H31V105H32ZM35 104H36V105H35ZM35 104L32 105V106H33L32 109L37 108L38 103H35ZM43 104H44V103H43ZM43 104H41V106H43ZM57 104H56V105H57ZM65 104H66V103H65ZM74 104H75V103H74ZM145 104H146V105H150V103H149V104L145 103ZM193 104H195V103H193ZM233 104H234V102H233ZM248 104H249V103H248ZM258 104H259V103H258ZM24 105H25V103H24ZM26 105H27V104H26ZM34 105H35V107H34ZM39 105H40V103H39ZM48 105H49V104H48ZM48 105H47V106H48ZM53 105H54V104H52V106H53ZM61 105H63V104L60 103V106H61ZM140 105H141L140 107L138 106V107H139V110H140V108L142 107V104H140ZM143 105H144V103H143ZM146 105H145V108H146ZM151 105H153V104H151ZM151 105H150V106H151ZM218 105H219V104H218ZM228 105H229V104H228ZM230 105H231V103H230ZM245 105H246V103H245ZM263 105H264V104H263ZM16 106L12 107V108H13L12 111L14 110V108H15ZM29 106H30V105H29ZM41 106H40V107H41ZM45 106H46V105H45ZM47 106H46V108H43L44 111H45V109H49V108H50V107H47ZM57 106H59V105H57ZM57 106H56V107H57ZM63 106H64V108H66L65 105H63ZM68 106H69V105H68ZM76 106H77V105H76ZM154 106H155V105H154ZM154 106H153V107H154ZM195 106H196V104H195ZM236 106H239V105H236V104H235V107H236ZM250 106H251V105H250ZM252 106H253V105H252ZM4 107H5V105H4ZM38 107H39V106H38ZM43 107H44V106H43ZM69 107H70V106H69ZM148 107H149V106H147V108H148ZM153 107H152V108H153ZM155 107H156V106H155ZM220 107H221V106H220ZM228 107H229V109H230V106H228ZM233 107H234V106H233ZM235 107H234V109H235ZM241 107H243V109H244V107H247V105L244 106V104H243V106H241ZM258 107H259V106H258ZM5 108H7V107H5ZM41 108H42V107H41ZM54 108H55V107H54ZM59 108H60V109H63V108H61V107H59ZM142 108H143V107H142ZM213 108H214V107H213ZM213 108H212V109H213ZM221 108H222V107H221ZM251 108H254V110H255V107H251ZM251 108H250V109H251ZM262 108H263V106H262ZM10 109H11V108L9 107V110H10ZM18 109H19V107H18ZM30 109H31V108H30ZM38 109H39V108H38ZM50 109H52V108H50ZM56 109H57V108L53 109L51 112H54V110H55V112H56V111H57ZM66 109H67V108H66ZM68 109H69V108H68ZM74 109H75V108H74ZM78 109H79V108H78ZM238 109H239V108H238ZM238 109H236V110H238ZM240 109H242V108H240ZM7 110H8V109H7ZM25 110H26V109H25ZM97 110H98V109H97ZM146 110H147V109H145V111H146ZM149 110H150V109H148V111H149ZM152 110H156V109H152ZM231 110H232V108H231ZM231 110H230V111H231ZM245 110H248V111H249V108L247 107V108H245ZM252 110H253V109H252ZM252 110H251V111H252ZM263 110H264V109H263ZM44 111H41V113L44 112ZM48 111H50V110H48ZM61 111H62V110H61ZM61 111H60V112H61ZM66 111H67V110H65V112H66ZM68 111H69V110H68ZM102 111H103V110H102ZM104 111H105V110H104ZM148 111H147V113H148ZM212 111H214V109H213ZM212 111H211V109H210V112H212ZM234 111H235V110H234ZM234 111H231V112H234ZM243 111H244V110H243ZM258 111H260V112H257V110H256L255 113H262V112H263L262 110H260V108H259ZM261 111H262V112H261ZM6 112H7V111H6ZM39 112H40V109H39ZM39 112H37V110H36V113L33 112L34 115L31 113L32 116L35 117V120H34L35 122L33 121V119H34L33 117H32L33 119L30 120V119H31V118H30L31 115H30V113L28 112L29 114H27V115L30 116V117H29L30 119H28V118H27V119H28V121L30 120V122L32 121L31 123H28V121H27V123L29 124V126H30V124H32L33 122L36 123V117L38 116L37 113H39ZM136 112H137V111H136ZM214 112H215V111H214ZM238 112H239V110H238ZM245 112H246V111H245ZM7 113H8V115H9V112H7ZM7 113H6V114H7ZM10 113H11V112H10ZM13 113H14V112H12V114H13ZM17 113H19V111H18ZM17 113H16V114H17ZM23 113H26V111L23 112ZM23 113H22V114H23ZM46 113H48V112L46 111ZM46 113L44 112V114L42 115V117H43L44 115H46ZM56 113H57V112H56ZM56 113H53V114L55 115L54 117L57 116ZM102 113H103V112H102ZM102 113H101V114H102ZM106 113H107V112H106ZM215 113H216V112H215ZM255 113H254V114H255ZM263 113H264V112H263ZM12 114H11V115H12ZM22 114L20 113V115H22ZM57 114H60V116H62V112H61V113H57ZM76 114H77V113H76ZM101 114H100V115H101ZM247 114H248V113H247ZM250 114H251V113H250ZM0 115H1V116H0V151L2 152V154L5 155L3 158L5 159V157H6V158H8V160L10 161V159H13V158H14V155H15V153H13L12 150H13V149L15 150V149L17 148V142L20 144V143H21L20 141H21V139H22L23 136H24V135H23V136H20V137H19L20 139L17 137L18 134H19V135L22 134L21 130L24 129L23 126H24L25 124H23V123H25V121L27 120V119H26L27 116H26V115H25L26 117H25V116H22V118L25 117V118H24L25 120H23L24 122L21 123V121H20V119H19V115H15V114H14V115H12V116H11V115H9V116L7 115V116H6L4 113H3V114L0 113ZM35 115H37V116H35ZM47 115H49V114H47ZM51 115H52V113H51ZM105 115H106V114L104 113V117H106ZM145 115H148V114L145 113ZM149 115H150V114H149ZM151 115H152V114H151ZM153 115L155 116L156 114H153ZM252 115H253V114H252ZM259 115H260V114H259ZM14 116H18V117H14ZM101 116H102V115H101ZM154 116H153L152 118H154ZM253 116H254V115H253ZM45 117H46V116H45ZM62 117H64V116H62ZM110 117H111V116H110ZM20 118H21V117H20ZM22 118H21V119H22ZM39 118H40V116H38V119H39ZM46 118H47V117H46ZM57 118H59V117H57ZM41 119L44 120V118H41ZM47 119H48V118H47ZM53 119H54V118H53ZM144 119H145V118H144ZM154 119H155V118H154ZM154 119L151 120V118H150V119H148V120H149V121L151 120L152 123H153V122H154ZM39 120H40V119H39ZM39 120H37V123H38ZM55 120H57V119H55ZM47 121H48V123H49L50 121H51V123L53 122V120H51V119H50V120L48 119ZM47 121L44 120V121H41V123H38V124L41 125V124L43 123V125H41V126H45V125L47 124V123H46ZM60 121H61V118H60L59 122H57V123H61ZM39 122H40V121H39ZM44 122H45L46 124H45ZM145 122H147V120H146ZM145 122H144V123H145ZM155 122H156V120H155ZM155 122H154V126H155ZM168 122H169V121H168ZM27 123H26V127H27ZM37 123H36V124H37ZM51 123H49L48 126H50ZM53 123H55V122H53ZM150 123H151V122H150ZM150 123H149V124H150ZM20 124H22L23 126H22V125L20 126ZM38 124H37V125H38ZM44 124H45V125H44ZM55 125H56V124H55ZM112 125H113V124H112ZM137 125H138V124H137ZM147 125H148V124H147ZM151 125L153 126V124H151ZM151 125H150V126H151ZM51 126H53V125H51ZM51 126H50L48 129L53 128V127H51ZM57 126L60 127V124H57L56 127H57ZM114 126H115V125H114ZM139 126H140V124H139ZM144 126H145V125H144ZM148 126H149V125H148ZM152 126H151V128H150V127L147 128V126H145V128H144V127H141V130L143 129V130L145 131V129L147 128V130L150 129L149 131L151 132V131L155 128V127H152ZM21 127H22L23 129H22ZM54 127H55V126H54ZM59 127H57V128H59ZM137 127H138V126H137ZM40 128H41V127H40ZM43 128H44V127H43ZM45 128H46V127H45ZM27 129H28L29 131L31 130V128H29V127H28ZM54 129H55V130H54ZM68 129H69V128H68ZM134 129H135V128H134ZM151 129H152V130H151ZM28 130H27V131H28ZM32 130H35L34 127L32 128ZM32 130H31V131H32ZM50 130H51V129H50ZM53 130H54V133H55V131H56L57 129H56V128H53ZM53 130H52V131H53ZM141 130H140V131H141ZM143 130H142V132H144ZM24 131H25V130H24ZM24 131H23V132H24ZM29 131H28V133H29ZM42 131H43V130H42ZM42 131H41V133H42ZM52 131H51V132H52ZM127 131H128V130H127ZM130 131H131V130H130ZM130 131H128V133H129ZM132 131H133V130H132ZM135 131H136V130H135ZM140 131H139L138 133H140ZM149 131H147V133H148ZM20 132H21V134H20ZM45 132H46V131H45ZM47 132H50V131L47 130ZM57 132L60 133V131H57ZM136 132H137V131H136ZM136 132H134V133H136ZM28 133H27V134H28ZM54 133H53V134H54ZM134 133H133V135H134ZM145 133H146V131H145ZM29 134H30V133H29ZM35 134H36V133H35ZM35 134L33 133L32 135H35ZM19 135H18V136H19ZM32 135L30 134V137H32ZM37 135H38V132H37ZM55 135H56V133H55ZM57 135H58V134H57ZM139 135H141V134H139ZM139 135L132 136V134H130L129 136H130L131 138H132V137L135 138V137H137V136H139ZM142 135H144V134L142 133ZM35 136H36V135H35ZM21 137H22V138H21ZM37 137H38V136H37ZM37 137H36V140H37ZM39 137H42V136H39ZM139 137H140V136H139ZM145 137L148 138V134H146L145 136H143L142 139L140 138L141 140H140L138 137H137V139H138V141L140 142V141H144L143 139H145ZM27 138H28V137L24 136L25 141H26ZM53 138H54V137H53ZM131 138H129V139L131 140ZM28 139H29V138H28ZM43 139H44V137L42 138V140H43ZM132 139H133V138H132ZM135 139H136V138H135ZM19 140H20V141H19ZM32 140H34V139H32ZM32 140H31V141H32ZM36 140H35V141H36ZM56 140H57V139H56ZM25 141L23 140V143H21V144H22V147L24 146V142H25ZM29 141H30V139H29ZM134 141H135V140L133 139L131 142H134ZM145 141H146V139H145ZM131 142H129V141L127 142V144L129 143V146H128V147H129V150H127L128 147H126V146L124 145V143H126V142L123 143V145H124L125 147L122 146L123 149H120V151H121V150L124 151L125 148H126V151H125V152L122 151L121 154H123V153H124V154H129V153H127V151L130 152V154H131V148H132V153H133V147L135 148V146H133V147L130 148V144H131ZM224 142H225V141H224ZM25 143H27V145H28V141H26ZM36 143H37V142H36ZM36 143H35V142L33 143L34 147H35ZM60 143H61V142H60ZM136 143H137V141H136ZM145 143H146V142H145ZM21 144H20V145H21ZM133 144H134V143H133ZM133 144H132V145H133ZM25 145H26V144H25ZM27 145H26V146H27ZM49 145H50V143H49ZM132 145H131V146H132ZM135 145L137 146L138 144H135ZM144 145H145V144L143 143V146H144ZM146 145H147V143H146ZM29 146H30V145H29ZM31 146H32V144H31ZM50 146H51V145H50ZM50 146H49V147H50ZM68 146H70V145H68ZM72 146H73V145H72ZM141 146H142V145H140V147H141ZM143 146H142V147H143ZM22 147H21V148H22ZM122 147H121V148H122ZM142 147H141V149H142ZM32 148H33V146H32ZM18 149H19V145H18ZM135 149H137V148H135ZM135 149H134V150H135ZM143 149H144V147H143ZM143 149H142L143 153H146V150H145V152H144ZM145 149H146V147H145ZM154 149H155V148H154ZM27 150H28V149H27ZM31 150H32V149H31ZM47 150H48V149H47ZM15 151H16V150H15ZM15 151H14V152H15ZM17 151H18V150H17ZM19 151H20V149H19ZM36 151H37V147H36ZM135 151H137V150H135ZM1 152H0V154H1ZM11 152H12V153H11ZM24 152H25V151H24ZM37 152H40V148H39V150H38ZM46 152H47V151H46ZM48 152H49V150H48ZM119 153H120V152H119ZM135 153H136V152H135ZM143 153H142V157L145 156V154H143ZM158 153H159V152H158ZM10 154H13V155H10ZM24 154H25V153H24ZM24 154H23V155H24ZM44 154L47 155V154H49V153H44ZM44 154H43V155H44ZM57 154H59V153H57ZM133 154H134V153H133ZM136 154L138 155V153H136ZM31 155H32V154H31ZM146 155H147V153H146ZM25 156H26V155H25ZM39 156H40V155H38V157H39ZM79 156H80V155H79ZM115 156H116V155H115ZM120 156H122V155H120ZM120 156H117L118 161L120 160V159H119ZM129 156H130V155H128V157H129ZM131 156H132V155H131ZM134 156H135V154L133 155V157H134ZM139 156H140V153H139ZM53 157H54V156H53ZM53 157H51L50 162L55 158V157H54V158H53ZM124 157L127 158L128 160L130 159L129 162L131 161V159H133V158H131V157L128 158L127 155H126V156L124 155ZM124 157H121V160H124L123 162H125V163H121V164H124V165H125L128 161L126 162L125 160H127V159H124ZM136 157H137V156H136ZM136 157H134V158L136 159ZM0 158H1V156H0ZM16 158H18V157L16 156ZM16 158H15V161H16ZM52 158H53V159H52ZM59 158H60V157H59ZM100 158H101V157H100ZM122 158H123V159H122ZM137 158H139L138 160H141L140 157H137ZM145 158H146V157H145ZM148 158H149V157H147V160H148ZM223 158H224V157H223ZM21 159H22V158H21ZM25 159H26V158H25ZM37 159H38V158H37ZM74 159L77 160L78 158H74ZM80 159H82V158L80 157ZM80 159H78V160H80ZM85 159H86V158H84V160H85ZM115 159H116V157H115ZM115 159H114V161H115ZM13 160H14V159H13ZM86 160H87V159H86ZM121 160L118 162L117 159H116V162H118V163H117V164H118V165H117L118 167H121V166H120V165H121V164H120ZM133 160H134V159H133ZM144 160H145V159H144ZM15 161H14V162H15ZM17 161H19V163H20V160H19V159H18ZM24 161H25V160L23 159V162H24ZM39 161H40V160H39ZM48 161H49V160H48ZM64 161L66 162V160H64ZM99 161H100V159H99ZM136 161H137V160H136ZM219 161H220V160H219ZM21 162H22V161H21ZM27 162H28V161H27ZM41 162H42V161H41ZM46 162H47V161H46ZM67 162H68V161H67ZM83 162L86 163V161H83ZM88 162H89V161H88ZM116 162L114 163L115 166H116ZM129 162H128V163H129ZM137 162H139V161H137ZM9 163H10V162H9ZM11 163H13V162H11ZM16 163H18V162H16ZM36 163H39V162L37 161ZM55 163H56V162H54V164H55ZM73 163H74V161H73ZM148 163H149V162H148ZM155 163H156V162H155ZM4 164H5V163H4ZM14 164H15V163H14ZM33 164H34V163H33ZM54 164H53V165H54ZM86 164H87V163H86ZM112 164H113V163H112ZM129 164H131V165L133 164L134 167H133V165H132V168H131V169H128V168L126 167V166H127V164H126L125 167H124V169L127 168L128 170H130V172H129L130 174H129V173H126V175L128 174V176L131 177V175H132L131 171H134V170H132V169L135 168V167L138 166V165H139L138 167L144 165V162H143V164H142V160H141V161L138 163V165H137V163H136V166H135V162H134V161H133V162L131 161ZM140 164H142V165H140ZM146 164H147V161H146ZM0 165H2V162H1ZM15 165H16V164H15ZM15 165H14V166H15ZM38 165H39V164H37L36 166H38ZM55 165H56V164H55ZM57 165L60 166L59 163H57ZM91 165H93V164L91 163ZM96 165H98V164H96ZM131 165H129L128 167L130 168ZM155 165H156V164H155ZM155 165H154V167H155ZM9 166H10V165H9ZM18 166H19V164H18ZM18 166H17V167H18ZM117 166H116V168H117ZM122 166H123V165H122ZM146 166H147V165H146ZM149 166H150V165H149ZM151 166H152V165H151ZM157 166H159V165H156V167H157ZM0 167H1V166H0ZM4 167H5V166H4ZM22 167H24V166H22ZM54 167H56V166H54ZM65 167H66V166H65ZM75 167H76V166H74V168H75ZM111 167H113V165H112ZM154 167H152V168L154 169ZM2 168H3V167H2ZM14 168L17 169L16 167H14ZM29 168H30V167H28V169H29ZM34 168H35V167H34ZM62 168H63V167H62ZM66 168H67V167H66ZM66 168L63 169V172L61 171L62 174H63V173L65 174V172H66ZM78 168H79V167H78ZM80 168H81V167H80ZM103 168H104V167H103ZM122 168H123V167H122ZM122 168H120V169H122ZM146 168H147V170H146ZM146 168H144V166L141 167V169H142L143 171L145 170V173H146V171H149V170H150V169L148 168V166H147ZM152 168H151V170H152ZM158 168H160V166H159ZM158 168H157V169H158ZM12 169H13V166H12ZM12 169H11V170H12ZM15 169H13V171H14ZM28 169H27V170H28ZM30 169H31V168H30ZM53 169H54V168H53ZM53 169H52V170H53ZM59 169H61V167H59ZM82 169H84V168H82ZM112 169H113V168H112ZM124 169H122V170L127 172V170H126V169L124 170ZM135 169H136V170H139V168H135ZM141 169H140V170H141ZM148 169H149V170H148ZM0 170H1V169H0ZM19 170H22V168H21V169L18 168V171H19ZM33 170H34V169H33ZM71 170L73 171V170H76V169H73V167H72ZM136 170H135V171H136ZM6 171H7V170H6ZM13 171H11V172H12L11 176H12V175L14 176V173L17 174L16 171H15L14 173H13ZM25 171H26V170H25ZM29 171H30V170H29ZM56 171H57V170H56V168H55V172H56ZM67 171H69V170H67ZM78 171H79V169H78ZM82 171H83V170H82ZM82 171H81V169H80L79 176H78V172H77V170H76L77 173H75V171H73V172H74L73 175L76 174V176H78V179H79V177H80V179H81V176H82V174L84 173V171H83V172H82ZM90 171H91V170H90ZM153 171H154V170H153ZM153 171H152V172H153ZM2 172H3V171H2ZM20 172H21V171H19L18 173H20ZM27 172H28V171H27ZM37 172H38V171H37ZM52 172H54V171H52ZM69 172H70V171H69ZM81 172H82V174H81ZM85 172H86V171H85ZM136 172H137V171H136ZM140 172H141V171H140ZM6 173H7V172H6ZM103 173H104V172H103ZM103 173H102V174H103ZM107 173H108V171H107ZM133 173H134V172H133ZM141 173H143V172H141ZM7 174H8V173H7ZM25 174H26V172H25ZM25 174H24V175H25ZM39 174H40V173H39ZM43 174H44V173H43ZM46 174H47V176H46L45 174H44V175L46 176V178H48L47 180L49 181V176H50V174H48V173H46ZM52 174H56V173H52ZM52 174H51V175H52ZM80 174H81V175H80ZM84 174H85V173H84ZM86 174H87V173H86ZM105 174H106V173H104L103 175L105 176ZM110 174H111V173H110ZM137 174L139 175L140 173L138 172ZM137 174L135 173V175L137 176L136 178L138 179V175H137ZM1 175H2V176H1V179H2L3 174L1 173ZM26 175H28V174H26ZM48 175H49V176H48ZM67 175H69V174H67ZM87 175H88V174H87ZM100 175H101V174H100ZM15 176H16V175H15ZM15 176H14V177H15ZM40 176H41V174H40ZM40 176H39V177H40ZM52 176H53V175H52ZM54 176H55V175H54ZM59 176H60V177H59ZM83 176H84V175H83ZM89 176H90V175L87 176V179L89 178ZM112 176H113V175H112ZM14 177H13V178H14ZM19 177H20V176H19ZM28 177H29V176H27L26 178L28 179ZM31 177H32V176H31ZM33 177H34V179H35V176H33ZM37 177H38V176H37ZM69 177H70V176H69ZM90 177H92V176H90ZM94 177H95V176H94ZM94 177H93V178H94ZM102 177H103V176H102ZM132 177H134V176H132ZM8 178H9V177L7 176V179H8ZM15 178H16V177H15ZM15 178L12 179V181L14 180V184H15V186H16V188H18V185H16V184H18L19 182L16 181ZM43 178H44V176L42 177V180H41V177H40V180H37L38 178L36 179L37 181L34 180V179H33V180L36 181V182H38V181H42V182H39V185L41 184V186H42V183L45 182V183H43V184L46 186V185L48 184V183H47L48 181L46 182V179H45V181H44ZM50 178H51V177H50ZM54 178H55L56 180H54ZM54 178H53L54 181L50 179V180H51V183L49 182L50 185H49V184H48V185H49V188H50V189H51V187H54V188H56V189H55L56 192H57L58 194H59V193L61 194V195H60V194L57 195V196H59V198H60V197L63 198V199H59V200H62V201L65 200L64 203H65V202H66V203H69L70 200L73 198V196H74V197L77 196V195H74V194H76V193H75V191L72 190V189H75V188H71L72 191L69 189V190L72 192V193H70V191L64 186V184H63L64 181H63V183H62V181H61V180L63 179V176H62V178H61V173H60V175L57 174V177H54ZM57 178H61V179L59 180V179H57ZM74 178H75L74 180H75L76 182H78V181H79V182H82V180L85 179L84 177H82V180H78L75 176H74ZM83 178H84V179H83ZM93 178H91V179L93 180ZM1 179H0V182H2V181L4 180V178L2 179V181H1ZM20 179H21V178H20ZM69 179H71V178H69ZM115 179H116V178H115ZM215 179H216V178H215ZM8 180H9V179H8ZM8 180H7V181H8ZM28 180H29V179H28ZM33 180L31 179V181H33ZM67 180H68V179H67ZM132 180H133V179H132ZM135 180H136V179H134L133 181H135ZM70 181H72V180H70ZM85 181H86V180H85ZM88 181H89V180H88ZM15 182H18V183H15ZM26 182H27V180H26ZM26 182H25V186L27 185ZM29 182H30V180H29ZM29 182H28V183H29ZM96 182H97V181H96ZM2 183H3V182H2ZM11 183H13V182H11ZM11 183L9 184V182H8V184L6 183L7 185H6V184H4V185L2 184V185H1V183H0V206H1V207H5V205H7V204H9V203L13 206V204L15 205L18 201H21V202H22V201H23V200H22L23 198H24L25 201H26V199H27V200L29 199L28 197H29L30 193H29V194H27L28 192L24 193V192H25L24 189H26V187H27V189H26V191H27L28 188L32 187V186H31V185H32L31 183H33V182H30L31 185H30V184L28 185V186H30V187H28V186L25 187L24 184H23L22 187H25L24 189H22V187L19 185V188H18V189H20V187H21V189L24 190V191H23V194H27V195H25L24 197H23V196L21 197V194H22V193L20 194V192H22V190H21V191H20V190L17 191V189H15V188L13 187L14 184H13V186H12ZM21 183H22V182H21ZM23 183H24V181H23ZM69 183L71 184V185H70L71 187H72V185H74V183L72 184L71 182L68 181V182H67V186H68ZM88 183H89V182H88ZM91 183H92V182H91ZM91 183H90V185H91ZM94 183H95V182H94ZM232 183H233V182H232ZM37 184H38V183H37ZM75 184H76V183H75ZM79 184H80V183H79ZM9 185H11V186H9ZM39 185H38V187H39ZM48 185H47V187H48ZM65 185H66V184H65ZM81 185L84 186V184H82V183H81ZM81 185L79 186V188H76V189H81V188L83 187V186H81ZM87 185H88V187L90 186L89 184L86 183L85 186H87ZM101 185H103V184H101ZM114 185H115V184H114ZM35 186H36V185H35ZM41 186H40V187H41ZM45 186H42V188L45 189V188H44ZM76 186L78 187V183L76 184ZM76 186H75V187H76ZM85 186H84V187H85ZM172 186H173V185H172ZM228 186H229V185H228ZM47 187H46V188H47ZM80 187H81V188H80ZM186 187H187V186H186ZM13 188H14V189H13ZM42 188H41V189H42ZM54 188H53V190H54ZM68 188H69V187H68ZM86 188H87V187H86ZM86 188H85V189H86ZM102 188H103V187H102ZM257 188H258V187H257ZM36 189H37V187H36ZM39 189H40V188H39ZM57 189H58V190H57ZM258 189H259V188H258ZM46 190H47V189H46ZM81 190H84V189H81ZM81 190H79V192H80ZM240 190H241V189H240ZM254 190H255V189H254ZM14 191H15V193H14ZM184 191H185V190H184ZM201 191H202V190H201ZM18 192H19V193H18ZM29 192H30V191H29ZM31 192H32V191H31ZM45 192H46V191H45ZM48 192H49V191H48ZM52 192H53V191H52ZM73 192H74V193H73ZM76 192H77V194L79 193L78 190H76ZM182 192H183V191H182ZM16 193H17V194H20V195L17 197V199L14 198V196H15ZM93 193H94V192H93ZM203 193H204V192H203ZM205 193H206V192H205ZM253 193H254V192H253ZM13 194H14V195H13ZM17 194H16V195H17ZM33 194H34V193H33ZM35 194H36V193H35ZM35 194H34V196H35ZM49 194H51V193L49 192ZM52 194H53V193H52ZM68 194H69V195L72 194V198L69 197L70 200L67 202V199H66V198H68V197H67V196H69ZM115 194H116V193H115ZM120 194H121V193H120ZM39 195H41V194H39ZM34 196H33V195L30 196V198H32V200L30 199L32 202H33V199H36V197H34ZM70 196H71V195H70ZM105 196H106V195H105ZM20 197H21V199L19 200L18 198H20ZM33 197H34V198H33ZM37 197H40V196H37ZM52 197H53V196H52ZM13 198L17 200L16 203L14 202ZM25 198H26V199H25ZM42 198H43V197H42ZM46 198H47V197H46ZM69 198H68V199H69ZM79 198H80V197H79ZM163 198H164V197H163ZM165 198H166V197H165ZM174 198H175V197H174ZM251 198H252V197H251ZM50 199H51V198H49L48 200H50ZM101 199H103V197H102ZM101 199H100V201H101ZM147 199H148V198H147ZM151 199H153V197H152ZM211 199H212V198H211ZM12 200H13V201H12ZM16 200H15V201H16ZM42 200H43V199H42ZM48 200H47V202H53V200H52V201H48ZM55 200H57V199H55ZM55 200H54V202H55ZM161 200H162V199H161ZM161 200H160V201H161ZM43 201H45V200H43ZM103 201H104V200H103ZM200 201H201V200H200ZM11 202H14V203H11ZM21 202H20V204H21ZM54 202H53L52 204H54ZM59 202H60V201H59ZM97 202H98V201H97ZM202 202H203V201H202ZM18 203H19V202H18ZM56 203H57V202H56ZM62 203H63V202H62ZM66 203H65V205H67ZM92 203L95 204V202H92ZM225 203H226V202H225ZM242 203H243V202H242ZM71 204H72V203H71ZM82 204H83V203H82ZM226 204H227V203H226ZM11 205H10V206H11ZM46 205L48 206V203H47ZM55 205H56V204H55ZM55 205H54V206H55ZM59 205H60V204H59ZM75 205H76V204H75ZM103 205H104V204H103ZM241 205H242V204H241ZM10 206H9V207H10ZM12 206H11V207H12ZM30 206H31V205H30ZM42 206H43V205H42ZM54 206H53V207H54ZM71 206H74V203H73ZM236 206H237V205H236ZM15 207H16V206H15ZM15 207H14V208H15ZM107 207H108V206H107ZM113 207H114V206H113ZM125 207H126V206H125ZM243 207H244V205H243ZM261 207H262V206H261ZM12 208H13V207H12ZM41 208H43V207H41ZM47 208H49V207H47ZM67 208H68V207H66V209H67ZM75 208L77 209V206H76ZM81 208H82V207H81ZM92 208H93V207H92ZM131 208H132V206H131ZM131 208H130V209H131ZM4 209H5V208H4ZM88 209H89V208H88ZM93 209H94V208H93ZM93 209H92V210H93ZM187 209H188V207L186 208V210H187ZM5 210H7V209H5ZM9 210H11V208H9ZM18 210H19V209H17V211H18ZM96 210H97V209H96ZM131 210H132V209H131ZM211 210H212V209H211ZM7 211H8V210H7ZM60 211H61V210H60ZM75 211L77 212V210H75ZM78 211H79V210H78ZM190 211H191V210H190ZM231 211H232V210H231ZM5 212H6V211H5ZM5 212H4V210H3V214H4ZM45 212H46V211H45ZM131 212H132V211H131ZM170 212H171V211H170ZM250 212H251V211H250ZM14 213H16V212L14 211ZM14 213H11V212H10V216H11V214L13 215ZM71 213H72V212H71ZM84 213H85V212H84ZM88 213H89V212H88ZM110 213H112V212H110ZM123 213H124V212H123ZM126 213H127V212H126ZM227 213H228V212H227ZM1 214H2V213L0 212V218H1L0 220H2V219H3L2 217L4 216L3 214H2V215H1ZM44 214H45V213H44ZM14 215L17 216L16 214H14ZM164 215H165V214H164ZM15 216H13V217H15ZM88 216H89V214H88ZM88 216H87V217H88ZM91 216H92V215H91ZM228 216H229V215H228ZM5 217H6V216H5ZM5 217H4V219H6ZM44 217H45V216H44ZM121 217H122V216H121ZM10 218H11V219H14V218H12V217H10ZM42 218H43V217H42ZM16 219H17V218H16ZM47 219H48V217H47ZM160 219H161V218H160ZM221 219H222V217H221ZM7 220L11 221L9 218H8ZM21 220H22V218H21ZM29 220H30V219H29ZM218 220H219V219H218ZM5 221H6V220H5ZM5 221H4V222H5ZM9 221H8V222H9ZM30 221H31V220H30ZM38 221H39V220H38ZM1 222H3V220L0 221V223H1ZM14 222H16V220H13V223H14ZM28 222H29V221H28ZM105 222H106V221H105ZM169 222H170V221H169ZM199 222H200V221H199ZM6 223H7V221H6ZM6 223H5V224H6ZM9 223H10V222H9ZM13 223L11 222V224H13ZM45 223H46V222H45ZM55 223H57V222H55ZM1 224H2V225H1ZM1 224H0V227H3V226H4V225H3L4 223H1ZM122 224H123V223H122ZM257 224H258V223H257ZM259 224H260V223H259ZM9 225H10V224H9ZM14 225H16V224H13V226H14ZM32 225H33V224H32ZM35 225H36V224H35ZM16 226H17V225H16ZM147 226H148V224H147ZM252 226H253V225H252ZM252 226H251V227H252ZM20 227H21V226H20ZM44 227H45V226H44ZM67 227H68V226H67ZM255 227H256V226H255ZM11 228L13 229L14 227H12V226L10 225V229H11ZM23 228H24V227H23ZM29 228H30V227H29ZM147 228H148V227H147ZM2 229H3V228H2ZM7 229H8V227H7ZM15 229H16V228H14L13 230L15 231ZM5 230H6V229H5ZM5 230L0 231V234L2 235V237H3V235H5V234H3V232H4ZM28 230H29V229H28ZM45 230H46V229H45ZM68 230H69V229H68ZM8 231L11 232V230H9V229L6 230L7 233H8ZM14 231H13V232H14ZM36 231H37V230H36ZM39 231H40V230H39ZM41 231H42V230H41ZM110 231H111V230H110ZM4 233H5V232H4ZM7 233H6V234H7ZM28 233H29V232H28ZM233 233H234V231H233ZM9 234H10L11 237H10L9 235H7L8 238H7V236H6V238H5V237H4V238H5V239L12 238L11 233H9ZM15 234H16V231H15ZM15 234L13 233V235H15ZM19 234H21V233H19ZM19 234H18V235H19ZM34 234H36V232H34ZM22 235H23V234H22ZM241 236H242V235H241ZM14 238H16V237H14ZM144 238H145V237H144ZM0 239H1V237H0ZM5 239H4V240H5ZM18 239H20V238L18 237ZM142 239H143V238H142ZM14 240H15V239H14ZM28 240H29V239H28ZM143 240L145 241V239H143ZM16 241H17V240H16ZM32 241H34V240L32 239ZM35 241H36V240H35ZM230 241H232V240H230ZM19 242H20V241H19ZM28 242H31V240H30V241H27V243H28ZM241 242H242V241H241ZM0 243H1V240H0ZM8 243H9V242H8ZM11 243H12V241H11ZM15 243H16V242H15ZM22 243L24 244V241H23ZM3 244H5V243H3ZM3 244H2V245H3ZM16 244H17V243H16ZM80 244H82V243H80ZM14 245H15V244H14ZM43 245H45V244H43ZM43 245H42V246H43ZM176 245H177V244H176ZM11 246H12V245H11ZM1 247H2V246H0V249H1ZM15 248H16V246L14 247V250H15ZM17 248H18V247H17ZM17 248H16V249H17ZM2 249H3V248H2ZM240 249H241V248H240ZM247 249H248V248H247ZM46 250H47V249H46ZM250 250H251V249H250ZM20 251H21V250H20ZM20 251H19V252H20ZM4 252H7V250H5ZM11 252H12V251H11ZM11 252H9V253H11ZM13 252H14V251H13ZM31 252H32V251H31ZM63 252H64V251H63ZM17 253H18V252H17ZM7 254H8V252H7ZM7 254L5 253V255H7ZM32 254H33V253H32ZM150 254H151V253H150ZM0 255H1V254H0ZM11 255H12V254H11ZM11 255H10V258L13 257V259H14V256L11 257ZM0 257H1V256H0ZM3 257H4V256H3ZM7 257H8V255H7ZM29 257H30V256H29ZM32 257H33V256H32ZM40 257L42 258V255H41ZM46 257H47V256H46ZM24 258H26V256H25ZM41 258H40V259H41ZM7 259H9V258H7ZM23 260H24V259H23ZM253 260H254V259H253ZM16 261H17V259H16ZM16 261H14V262H16ZM14 262H13V263H14ZM40 262H41V261H40ZM4 263H5V262H4ZM11 263H12V262H11ZM150 263H152V262H150Z\"/></svg>","mask_w":264,"mask_h":264}]
</instances>
